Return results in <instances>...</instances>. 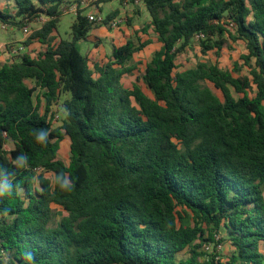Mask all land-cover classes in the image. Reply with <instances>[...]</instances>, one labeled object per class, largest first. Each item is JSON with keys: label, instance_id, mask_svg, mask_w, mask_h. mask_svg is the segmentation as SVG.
Segmentation results:
<instances>
[{"label": "trees", "instance_id": "1", "mask_svg": "<svg viewBox=\"0 0 264 264\" xmlns=\"http://www.w3.org/2000/svg\"><path fill=\"white\" fill-rule=\"evenodd\" d=\"M12 1L16 12L0 9V22L48 20L27 41L46 46L37 57L0 66V183L11 189L0 196V264H33L29 253L34 264H264V0H142L151 16L143 29L161 43L143 75L154 98L122 84L149 42L129 40L92 68L77 47L93 29L81 10L72 40L53 44L70 0ZM194 39L203 54L243 41L250 76L205 62L178 70ZM63 94L66 117L53 128ZM66 137L69 165L58 157ZM21 153L25 168L13 164ZM61 172L71 192L55 183ZM52 205L66 212L59 223ZM222 230L227 238L216 241ZM226 240L225 263L201 250Z\"/></svg>", "mask_w": 264, "mask_h": 264}, {"label": "rangeland", "instance_id": "2", "mask_svg": "<svg viewBox=\"0 0 264 264\" xmlns=\"http://www.w3.org/2000/svg\"><path fill=\"white\" fill-rule=\"evenodd\" d=\"M0 9L8 14L16 12L15 4L12 0H0ZM64 15L61 18L58 26V34L54 36L53 41L72 40V24L76 20L77 11L81 10L84 16L89 14H98L104 18L112 13L116 15L110 20L121 21L120 27H110L108 21L103 23L93 24V29L88 37L77 43V47L81 53L88 57L90 65L94 68L93 63L106 64L111 61V55L114 47L124 45L127 41L132 40L136 45H139L138 39L149 44L142 50L136 52L133 57L126 63L127 67L132 68L130 73H127L122 78V84L126 89L132 90L135 86L139 87L147 96L154 98L153 93L147 88L143 81V75L147 65L152 61L155 53L160 50L161 43L158 41L157 34L153 27L144 30V26L151 22V16L147 11L144 3L141 0L131 2L130 0H98L94 5L83 7L79 0H70L63 8ZM145 14L147 16H145ZM39 16L29 24L16 26L10 23L0 22V57L6 55L5 58H0V66L13 61H20L24 54L31 57H37L44 47L38 46V40H29L30 35L36 29L40 28L43 23L48 20L45 13L38 14ZM29 27L32 30L30 35L24 33V28ZM116 30L120 32L119 37H113L110 31ZM233 33L235 29H230ZM224 38H228L227 33H224ZM218 39V36H215ZM247 54L246 44L241 41L229 40L228 47L223 50H212L207 54H203L199 46L198 40L194 41L178 54L176 65L178 70L194 68L198 63L205 62L208 64L217 65L222 70L232 72L235 77L244 75L250 76V69L244 64L243 56ZM30 87H36L35 82L26 80ZM208 87L220 99H223L222 93L217 90L212 84ZM35 95H41V89L36 87ZM236 98L238 94L232 89ZM250 96H254L251 91ZM69 98L68 94H63L58 102L52 106L51 123L53 128H58L62 125L66 117L64 101ZM45 107V104H43ZM7 149H11L12 145L7 144ZM58 157L65 164L69 165L71 160L70 141L66 137L61 143ZM43 173L47 179L53 180L52 172L38 171V174ZM55 211V221L59 223L60 219L66 215L64 209L58 205H52ZM225 231H220L215 237L216 241L226 239ZM207 254L215 252L222 263H225L233 251V247L229 241H224L219 244H207L201 248ZM261 250L264 253V242L261 244ZM190 257V250L186 249L178 256V259L187 260ZM202 260H205V258Z\"/></svg>", "mask_w": 264, "mask_h": 264}, {"label": "clouds", "instance_id": "3", "mask_svg": "<svg viewBox=\"0 0 264 264\" xmlns=\"http://www.w3.org/2000/svg\"><path fill=\"white\" fill-rule=\"evenodd\" d=\"M48 136V133H45V137L36 136V140L38 143L45 144ZM28 160L27 154L21 153L16 160L13 161V164L17 168H25L27 167L26 161ZM55 183L59 186L61 191L64 192H71L74 188V184L70 180L69 176L63 172L55 176ZM5 194L11 195V189L8 186V183H0V196ZM7 213H5L6 215ZM26 259L32 261L34 264V257L33 254L29 253L25 256Z\"/></svg>", "mask_w": 264, "mask_h": 264}, {"label": "built area", "instance_id": "4", "mask_svg": "<svg viewBox=\"0 0 264 264\" xmlns=\"http://www.w3.org/2000/svg\"><path fill=\"white\" fill-rule=\"evenodd\" d=\"M97 1L98 0H79V2L82 4L83 7H88V6L94 5V3L97 2ZM136 2H138V0H136ZM87 18L93 24L103 23L106 20V18H104V17H102V16H100L98 14H89V15H87ZM120 23H121V21L112 20V21H110L109 25L112 28H118V27H120ZM229 27L233 28V29L235 28L232 23L230 24ZM24 33L27 36L30 35L32 33L31 28L25 27L24 28ZM198 37H203V35H198L197 38ZM215 237H217V235Z\"/></svg>", "mask_w": 264, "mask_h": 264}, {"label": "crops", "instance_id": "5", "mask_svg": "<svg viewBox=\"0 0 264 264\" xmlns=\"http://www.w3.org/2000/svg\"><path fill=\"white\" fill-rule=\"evenodd\" d=\"M145 16H147L145 14ZM41 28V27H40ZM39 29V28H38ZM112 34L113 37H119L120 35V32L116 31V30H113V31H110ZM58 32L54 33L53 35L54 36H57ZM55 38V37H54ZM53 44H57V41H53ZM38 46H41V47H44V49L46 48V46L44 44H42L41 42H38ZM6 55H3L1 56L0 58H5Z\"/></svg>", "mask_w": 264, "mask_h": 264}]
</instances>
